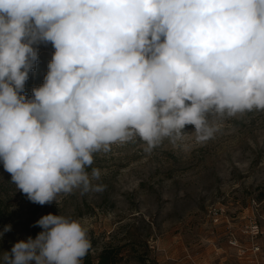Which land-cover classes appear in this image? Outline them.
Returning <instances> with one entry per match:
<instances>
[{"label":"clouds","instance_id":"9594fccd","mask_svg":"<svg viewBox=\"0 0 264 264\" xmlns=\"http://www.w3.org/2000/svg\"><path fill=\"white\" fill-rule=\"evenodd\" d=\"M253 110H264V0H0V161L33 203L102 190L87 168L113 144L138 137L150 152L186 125L203 142L209 117ZM34 226L0 264H83L92 248L80 220L49 213Z\"/></svg>","mask_w":264,"mask_h":264},{"label":"rangeland","instance_id":"374dc122","mask_svg":"<svg viewBox=\"0 0 264 264\" xmlns=\"http://www.w3.org/2000/svg\"><path fill=\"white\" fill-rule=\"evenodd\" d=\"M36 47L30 76L42 85L53 52L49 43ZM209 122L215 131L203 142L186 125L175 143L165 139L150 152L137 137L94 153L87 171L101 170L92 184L103 189L60 194L57 203L31 202L0 161V232L11 225L0 255L35 238L43 230L35 222L52 213L84 224L93 256L127 244L119 264H264V110Z\"/></svg>","mask_w":264,"mask_h":264},{"label":"trees","instance_id":"16d2710c","mask_svg":"<svg viewBox=\"0 0 264 264\" xmlns=\"http://www.w3.org/2000/svg\"><path fill=\"white\" fill-rule=\"evenodd\" d=\"M163 40V37L161 38ZM50 51L54 53L55 49L53 48L52 44L49 42ZM38 83V85L34 84L33 82ZM41 79L37 78L35 80L31 79L30 73L29 78L25 84V90L23 95L27 96L28 98L32 97V89L34 87L41 86L40 83ZM135 244V242H134ZM127 244L123 245H114L109 244L105 245L101 248L96 255L93 256L91 251H89L88 255L83 259V264H119L124 256L121 255L122 249L126 247ZM135 260L145 261V257L143 255L137 256L134 258Z\"/></svg>","mask_w":264,"mask_h":264},{"label":"built area","instance_id":"2783aa9c","mask_svg":"<svg viewBox=\"0 0 264 264\" xmlns=\"http://www.w3.org/2000/svg\"><path fill=\"white\" fill-rule=\"evenodd\" d=\"M260 249H261L260 246H258V245L256 246V245H255V246L253 247V252H254V253H257L258 251H260Z\"/></svg>","mask_w":264,"mask_h":264},{"label":"crops","instance_id":"0c3cea01","mask_svg":"<svg viewBox=\"0 0 264 264\" xmlns=\"http://www.w3.org/2000/svg\"><path fill=\"white\" fill-rule=\"evenodd\" d=\"M252 254V253H251ZM262 255H259V258L261 257ZM262 258V257H261ZM263 259V258H262ZM256 262H258V260H256ZM260 263V262H259ZM261 264V263H260Z\"/></svg>","mask_w":264,"mask_h":264}]
</instances>
